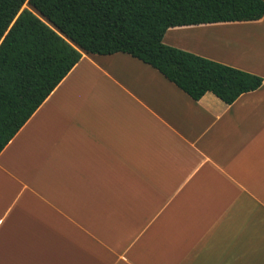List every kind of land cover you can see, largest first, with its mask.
Masks as SVG:
<instances>
[{"label":"crops","instance_id":"1","mask_svg":"<svg viewBox=\"0 0 264 264\" xmlns=\"http://www.w3.org/2000/svg\"><path fill=\"white\" fill-rule=\"evenodd\" d=\"M162 43L262 84L194 101L83 53L0 153V264H264V17Z\"/></svg>","mask_w":264,"mask_h":264},{"label":"trees","instance_id":"2","mask_svg":"<svg viewBox=\"0 0 264 264\" xmlns=\"http://www.w3.org/2000/svg\"><path fill=\"white\" fill-rule=\"evenodd\" d=\"M264 17V0H0V153L79 62L124 53L190 99L224 104L262 78L167 46L169 28Z\"/></svg>","mask_w":264,"mask_h":264}]
</instances>
